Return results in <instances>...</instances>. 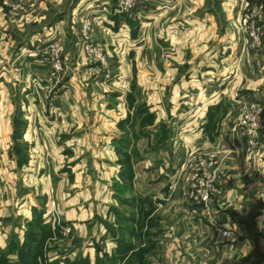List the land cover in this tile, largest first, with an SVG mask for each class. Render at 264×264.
<instances>
[{
    "label": "crops",
    "instance_id": "obj_1",
    "mask_svg": "<svg viewBox=\"0 0 264 264\" xmlns=\"http://www.w3.org/2000/svg\"><path fill=\"white\" fill-rule=\"evenodd\" d=\"M4 1L0 264H126L147 246L172 259L184 239L190 262L264 264V128L252 149L237 126L240 101L264 106V40L248 48L238 25L264 0H153L131 14L78 0L67 25L62 14L24 39L14 33L55 0L17 18ZM86 19L107 67L82 50ZM55 38L65 70L48 88L35 60ZM204 153L218 193L189 201L188 164Z\"/></svg>",
    "mask_w": 264,
    "mask_h": 264
},
{
    "label": "built area",
    "instance_id": "obj_2",
    "mask_svg": "<svg viewBox=\"0 0 264 264\" xmlns=\"http://www.w3.org/2000/svg\"><path fill=\"white\" fill-rule=\"evenodd\" d=\"M152 1L118 0L119 11L131 14L136 7L149 5ZM263 21V1L239 15L238 25L241 32L247 38L248 48L257 49L262 45L264 40ZM81 30L84 38L82 50L87 60L91 63H99L107 67L109 65L108 53L102 42L92 40L91 35L94 33V27L90 19L84 21ZM63 52V45L59 38H55L38 51L35 63L37 67L48 73L47 81L45 82L46 86L49 84H57L61 74L64 72ZM37 86L42 87L40 82ZM239 111L240 117L237 126L240 129V135L244 138L248 147L254 149L258 143L259 133L264 128V106L255 101H240ZM234 149H236V144H234ZM188 169L189 197L194 200L209 202L218 193L219 164L216 154L204 153L193 156L191 162L189 161ZM217 230L226 237H230L232 234V231L229 229L218 228Z\"/></svg>",
    "mask_w": 264,
    "mask_h": 264
},
{
    "label": "rangeland",
    "instance_id": "obj_3",
    "mask_svg": "<svg viewBox=\"0 0 264 264\" xmlns=\"http://www.w3.org/2000/svg\"><path fill=\"white\" fill-rule=\"evenodd\" d=\"M77 1L78 0H55V1H52V3H50L48 5V10L45 11L46 13L44 14V17L42 19H40L39 21H36L34 23H30V24L25 25L24 27H22L23 31L17 30V32L14 33V35L17 36L19 39H24V38H26L28 32L42 30L43 28L47 27V25H49L52 21H54L58 17H60L62 14H65L64 15L65 24L67 25L69 20H70V17L73 15L74 7H75ZM41 2H42V0H5L4 1V9L9 11V14L11 17L17 18V17H20L21 15L26 14L27 12H33L34 11L33 13H36V12L38 13L40 11L39 5L41 4ZM41 14H43V13H41ZM47 43H45L44 45H46ZM37 53H38V51H37ZM38 83L39 82L36 83V86ZM50 86H51V84H49L47 87H50ZM38 88H40V87H38ZM18 126L19 127L21 126L20 121H18ZM21 151H23V153H24L23 147H21ZM187 181H188V183L186 186V190H187L186 192L188 195V200L190 201V198H189V180H187ZM179 190H180V192H179V195L177 196V199L180 198V196H181L180 194H181V192H183V189L181 190V188H179ZM38 232L41 235L42 234L44 235L47 233V232H45V230H42V229H39ZM216 233L219 236V232L216 231ZM70 234H71V232L68 233V231H66V232L63 231V233L61 234L62 235L61 238H63L62 240L68 239ZM53 235L58 236V232L56 231V234H53ZM180 236H181V234H180ZM230 237H232V234L230 235ZM31 239L32 238H30L28 240L29 243H30ZM58 239H60V238H58ZM183 241H186V240L184 239ZM183 241L180 242L181 247L179 248L180 251H179L178 256L176 258L173 257L171 259L167 255L165 247L164 248L163 247L158 248V247H153V246H147V247L141 248L139 251L135 252L133 254V257L126 264H204L203 262H198V261H196V262L191 261L190 262L188 260V258H186L185 254L187 255V251H186V246L183 245L184 243H182ZM26 249L30 250V248L28 246L23 247L24 255L26 254ZM32 250L39 252L40 250H42V245H38L37 248L36 247L33 248L31 246L30 252ZM208 264H210V263H208Z\"/></svg>",
    "mask_w": 264,
    "mask_h": 264
}]
</instances>
